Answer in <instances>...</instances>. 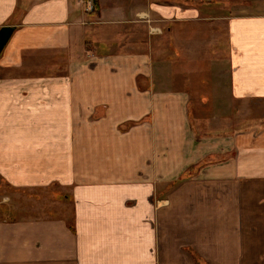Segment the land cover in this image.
Masks as SVG:
<instances>
[{
  "label": "crops",
  "instance_id": "1",
  "mask_svg": "<svg viewBox=\"0 0 264 264\" xmlns=\"http://www.w3.org/2000/svg\"><path fill=\"white\" fill-rule=\"evenodd\" d=\"M95 2L0 0V264H264V118L191 113L264 105V0Z\"/></svg>",
  "mask_w": 264,
  "mask_h": 264
},
{
  "label": "rangeland",
  "instance_id": "2",
  "mask_svg": "<svg viewBox=\"0 0 264 264\" xmlns=\"http://www.w3.org/2000/svg\"><path fill=\"white\" fill-rule=\"evenodd\" d=\"M191 3L194 1V4H203L208 0H190ZM167 26L162 28V35L163 38L167 37L168 31ZM220 39L224 40V31L221 32ZM164 48V46L162 47ZM159 50V48H158ZM227 103V101H226ZM229 108V102L227 105H224ZM193 107V106H192ZM234 108V107H233ZM192 115H195V127H197L199 132L203 133H214L216 130L225 131V130H232L234 132L236 127H242L245 123L249 121H257L264 118V105L251 103L248 104H237L235 106V110H215L213 109L212 103H209V107L206 109L192 111ZM213 117H217L215 121H213Z\"/></svg>",
  "mask_w": 264,
  "mask_h": 264
},
{
  "label": "water",
  "instance_id": "3",
  "mask_svg": "<svg viewBox=\"0 0 264 264\" xmlns=\"http://www.w3.org/2000/svg\"><path fill=\"white\" fill-rule=\"evenodd\" d=\"M15 28L13 26H4L0 29V55L10 40Z\"/></svg>",
  "mask_w": 264,
  "mask_h": 264
},
{
  "label": "built area",
  "instance_id": "4",
  "mask_svg": "<svg viewBox=\"0 0 264 264\" xmlns=\"http://www.w3.org/2000/svg\"><path fill=\"white\" fill-rule=\"evenodd\" d=\"M84 1H86L87 3H89L91 5V10H93L95 8L94 0H84Z\"/></svg>",
  "mask_w": 264,
  "mask_h": 264
},
{
  "label": "trees",
  "instance_id": "5",
  "mask_svg": "<svg viewBox=\"0 0 264 264\" xmlns=\"http://www.w3.org/2000/svg\"><path fill=\"white\" fill-rule=\"evenodd\" d=\"M94 5H95V7H96V2H95V0H94Z\"/></svg>",
  "mask_w": 264,
  "mask_h": 264
}]
</instances>
